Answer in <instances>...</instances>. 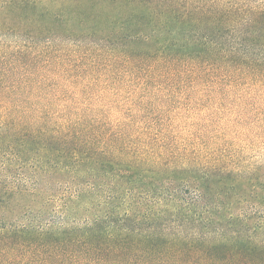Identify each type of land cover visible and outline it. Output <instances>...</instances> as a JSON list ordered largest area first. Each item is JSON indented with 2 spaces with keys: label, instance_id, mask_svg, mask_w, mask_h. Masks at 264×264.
Listing matches in <instances>:
<instances>
[{
  "label": "trees",
  "instance_id": "1",
  "mask_svg": "<svg viewBox=\"0 0 264 264\" xmlns=\"http://www.w3.org/2000/svg\"><path fill=\"white\" fill-rule=\"evenodd\" d=\"M230 95L264 142V0H0V264H264V164L177 120Z\"/></svg>",
  "mask_w": 264,
  "mask_h": 264
},
{
  "label": "rangeland",
  "instance_id": "2",
  "mask_svg": "<svg viewBox=\"0 0 264 264\" xmlns=\"http://www.w3.org/2000/svg\"><path fill=\"white\" fill-rule=\"evenodd\" d=\"M84 47L77 48V47H71L68 45H64L62 47L61 53H65L63 61L68 62V59L73 57V59H79L82 60L84 58L85 62H79L81 67L84 63L89 64V45L88 43L83 44ZM86 46V47H85ZM74 48H77L75 50H72ZM87 52V53H85ZM60 53V54H61ZM71 56H67V54ZM83 56V57H82ZM83 60V61H84ZM77 61V60H76ZM77 67L74 70L79 69ZM84 67H82L83 69ZM75 73V72H74ZM86 83L89 85V81H86ZM88 88V87H87ZM77 90H83L82 88L76 89ZM81 92V91H80ZM83 94V97L78 99V101H75L73 103L74 108L81 107V105H85L89 107V89L83 90L81 92ZM152 99L157 104H162L161 101H158L159 98ZM232 95H230L227 99V110L228 112L224 115L218 114L214 117L215 121L212 123L210 120H208V115L206 113H209L213 110L215 106H211L209 109L204 111H184L182 110V113L184 116L181 117V119L177 120H183L182 126H190L193 124L194 128H207L210 130L209 134L205 136L207 139H210L209 142H212L209 147H216L218 152L222 150V147H227L226 150L228 153L232 154L234 159L241 163L242 165H250L254 162H259L261 164H264V142L263 139L260 137H257L254 135L253 131L259 129L257 125H248L250 122L246 123V120L243 122L241 121H230L228 116L231 114L230 112L238 110L239 106H236L233 104ZM79 101H82L83 104H80ZM257 104H263L264 100L259 101L258 99L255 100ZM93 103V101L91 102ZM114 104V102H112ZM231 110V111H230ZM174 113H168L167 117L171 118V116ZM261 116H264V111L260 114ZM251 121H254L253 118H250ZM251 126L250 128L247 127ZM221 133V134H220ZM221 135L223 137L221 138ZM215 136V137H214ZM212 138V139H211ZM225 144V145H224ZM42 187V193L37 198V201L34 203H31V201H28L29 205H31L33 211H36L38 209V205L42 201H49L50 198H56L66 191V186L64 184H49V185H41ZM250 211H254L249 207ZM260 215V214H259ZM60 218V217H59ZM67 219H85L84 216H81L80 213H78L76 216L70 215L67 217ZM255 219H259L256 218Z\"/></svg>",
  "mask_w": 264,
  "mask_h": 264
}]
</instances>
